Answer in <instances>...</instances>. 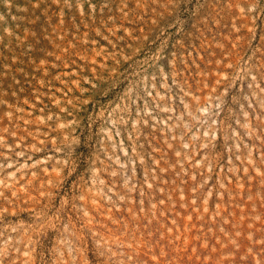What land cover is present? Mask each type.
<instances>
[{
	"label": "rangeland",
	"instance_id": "1",
	"mask_svg": "<svg viewBox=\"0 0 264 264\" xmlns=\"http://www.w3.org/2000/svg\"><path fill=\"white\" fill-rule=\"evenodd\" d=\"M0 264H264V0H0Z\"/></svg>",
	"mask_w": 264,
	"mask_h": 264
}]
</instances>
